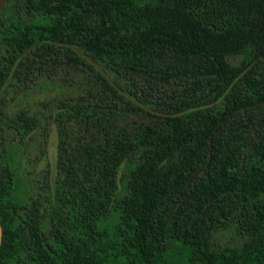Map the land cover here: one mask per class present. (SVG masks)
I'll list each match as a JSON object with an SVG mask.
<instances>
[{"label": "trees", "instance_id": "16d2710c", "mask_svg": "<svg viewBox=\"0 0 264 264\" xmlns=\"http://www.w3.org/2000/svg\"><path fill=\"white\" fill-rule=\"evenodd\" d=\"M0 34V264H264V0H10ZM71 70L76 98L9 112Z\"/></svg>", "mask_w": 264, "mask_h": 264}, {"label": "rangeland", "instance_id": "374dc122", "mask_svg": "<svg viewBox=\"0 0 264 264\" xmlns=\"http://www.w3.org/2000/svg\"><path fill=\"white\" fill-rule=\"evenodd\" d=\"M85 79L79 71H64L62 75L47 79L39 78L36 84H32L30 89L25 85L19 88V93H15L14 107L11 111L32 109L34 112H48V108L53 106V100L59 97H69L74 99L82 91ZM56 109V107H55ZM46 138V139H45ZM59 133L54 123L48 135H44L43 129H35L26 139L23 149L24 157L21 169L19 170V183L16 195L23 203L31 193V188L35 187L37 177L47 167L51 171L52 182L56 176L58 157ZM18 157V154L16 155ZM125 164L121 167L123 172ZM227 239L230 235H227Z\"/></svg>", "mask_w": 264, "mask_h": 264}, {"label": "water", "instance_id": "95a60500", "mask_svg": "<svg viewBox=\"0 0 264 264\" xmlns=\"http://www.w3.org/2000/svg\"><path fill=\"white\" fill-rule=\"evenodd\" d=\"M8 0H0V10L2 8L5 7V5L7 4ZM60 44H64V42H59ZM69 45L71 47H73L78 53H80L81 55H83L84 57H86L97 69H99L104 75L105 77L113 84L116 86V84H114L112 78L110 77V75L103 69V67L94 59L92 58L90 55H88L85 51H83L80 47L69 43ZM24 53V52H23ZM2 239H3V228H2V224L0 222V247L2 244Z\"/></svg>", "mask_w": 264, "mask_h": 264}, {"label": "flooded vegetation", "instance_id": "af4514ba", "mask_svg": "<svg viewBox=\"0 0 264 264\" xmlns=\"http://www.w3.org/2000/svg\"><path fill=\"white\" fill-rule=\"evenodd\" d=\"M9 1H10V0H8V2H7V4L5 5V7L8 5ZM5 7H4V8H5ZM4 8H2V9L0 10V13H2V12L4 11ZM11 44H13L14 46L17 45L16 42H15V38H14V36L11 37V38H9V37H7V36H3V35L0 34V49H3V52H4V53H5L6 50L10 47ZM16 59L18 60V57H17ZM9 79H10V78H9ZM8 82H9V81H8ZM8 82H7V83H8ZM13 107H14V106H13ZM11 109H12V108H11ZM11 109L9 110V112L14 113V112L11 111Z\"/></svg>", "mask_w": 264, "mask_h": 264}]
</instances>
